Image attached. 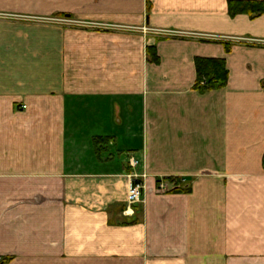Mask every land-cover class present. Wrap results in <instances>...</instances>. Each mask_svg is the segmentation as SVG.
I'll list each match as a JSON object with an SVG mask.
<instances>
[{
  "label": "crops",
  "instance_id": "obj_1",
  "mask_svg": "<svg viewBox=\"0 0 264 264\" xmlns=\"http://www.w3.org/2000/svg\"><path fill=\"white\" fill-rule=\"evenodd\" d=\"M229 1L264 0H0V264H264V15Z\"/></svg>",
  "mask_w": 264,
  "mask_h": 264
},
{
  "label": "trees",
  "instance_id": "obj_2",
  "mask_svg": "<svg viewBox=\"0 0 264 264\" xmlns=\"http://www.w3.org/2000/svg\"><path fill=\"white\" fill-rule=\"evenodd\" d=\"M228 13L231 17L236 15L245 14L250 17L264 15V1H229ZM147 59L149 62L158 64L159 60L154 48H149L146 51ZM196 69V84L194 89L199 93H205L209 91H215L224 88L228 80V72L225 68L223 60H211V59H195ZM264 166V156L262 159ZM171 183L176 187L173 191L180 192L178 182L171 180ZM8 261L9 259H4Z\"/></svg>",
  "mask_w": 264,
  "mask_h": 264
},
{
  "label": "built area",
  "instance_id": "obj_3",
  "mask_svg": "<svg viewBox=\"0 0 264 264\" xmlns=\"http://www.w3.org/2000/svg\"><path fill=\"white\" fill-rule=\"evenodd\" d=\"M137 162L133 159L129 160V166L135 168L137 166ZM165 187L161 183L158 189L163 190ZM143 190V185L139 181H134L129 187L127 198H126V210H129L132 206L140 203L141 201V193Z\"/></svg>",
  "mask_w": 264,
  "mask_h": 264
},
{
  "label": "rangeland",
  "instance_id": "obj_4",
  "mask_svg": "<svg viewBox=\"0 0 264 264\" xmlns=\"http://www.w3.org/2000/svg\"><path fill=\"white\" fill-rule=\"evenodd\" d=\"M141 198H142V193H141Z\"/></svg>",
  "mask_w": 264,
  "mask_h": 264
}]
</instances>
